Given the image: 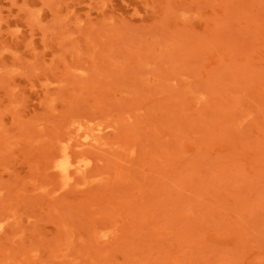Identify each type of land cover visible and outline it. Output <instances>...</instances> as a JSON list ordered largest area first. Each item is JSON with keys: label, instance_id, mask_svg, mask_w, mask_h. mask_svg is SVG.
Here are the masks:
<instances>
[{"label": "rangeland", "instance_id": "374dc122", "mask_svg": "<svg viewBox=\"0 0 264 264\" xmlns=\"http://www.w3.org/2000/svg\"><path fill=\"white\" fill-rule=\"evenodd\" d=\"M0 264H264V0H0Z\"/></svg>", "mask_w": 264, "mask_h": 264}]
</instances>
